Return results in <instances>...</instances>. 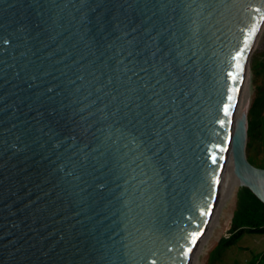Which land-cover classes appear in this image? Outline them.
<instances>
[{
	"label": "water",
	"instance_id": "95a60500",
	"mask_svg": "<svg viewBox=\"0 0 264 264\" xmlns=\"http://www.w3.org/2000/svg\"><path fill=\"white\" fill-rule=\"evenodd\" d=\"M263 29L264 0H0V264H192L230 159L264 202Z\"/></svg>",
	"mask_w": 264,
	"mask_h": 264
},
{
	"label": "rangeland",
	"instance_id": "374dc122",
	"mask_svg": "<svg viewBox=\"0 0 264 264\" xmlns=\"http://www.w3.org/2000/svg\"><path fill=\"white\" fill-rule=\"evenodd\" d=\"M241 107L248 120L247 157L264 168V29L253 50L245 77ZM229 183V184H228ZM241 184L227 182L226 192L192 264H263L264 234L243 232L234 243L219 245L230 238L231 223L238 203Z\"/></svg>",
	"mask_w": 264,
	"mask_h": 264
},
{
	"label": "trees",
	"instance_id": "16d2710c",
	"mask_svg": "<svg viewBox=\"0 0 264 264\" xmlns=\"http://www.w3.org/2000/svg\"><path fill=\"white\" fill-rule=\"evenodd\" d=\"M230 232L232 237L221 238L219 245L234 243V239L243 232L264 234V202L246 186H241L238 190V203Z\"/></svg>",
	"mask_w": 264,
	"mask_h": 264
},
{
	"label": "bare ground",
	"instance_id": "6f19581e",
	"mask_svg": "<svg viewBox=\"0 0 264 264\" xmlns=\"http://www.w3.org/2000/svg\"><path fill=\"white\" fill-rule=\"evenodd\" d=\"M243 111H242V107H240V110H239V117H241L242 115H243ZM227 182H230V184H231V186L232 185H236V184H238L239 183V181H238V179H237V177L235 176V174H234V171H233V164H232V161H231V159H230V166H229V173H228V176H227V179H226V182H225V185L227 184ZM229 184V183H228ZM225 185H224V188H223V191L224 192H226V190H225ZM224 197V195H223V193L221 194V198H220V201H219V205L218 206H220V203H221V201H222V198ZM218 208L219 207H217V210H218ZM216 210V211H217ZM216 214V213H215ZM216 216V215H215ZM214 216V217H215ZM213 221H214V218H213ZM213 221L211 222V225H212V223H213ZM210 225V226H211ZM208 232V231H207ZM206 235V234H205ZM204 240V239H203ZM202 240V241H203ZM202 241H201V243H202ZM201 243H200V245H201ZM199 245V246H200ZM199 248V247H198Z\"/></svg>",
	"mask_w": 264,
	"mask_h": 264
},
{
	"label": "snow or ice",
	"instance_id": "6c2138e0",
	"mask_svg": "<svg viewBox=\"0 0 264 264\" xmlns=\"http://www.w3.org/2000/svg\"><path fill=\"white\" fill-rule=\"evenodd\" d=\"M256 11L259 12V9L257 8ZM254 30H255V29H253V31H254ZM245 39H247V37H246ZM5 43H8V41H5ZM242 54H243V52H242V50H241L240 52H238V53L236 54V58H239ZM236 67L239 68L240 65L237 64ZM231 75H233V77H235V74H231ZM229 98L231 99V97H229ZM230 107H231L230 105H225L224 111H225L226 114L228 113ZM219 123L223 124L224 121L221 120V121H219ZM133 163H135V161H133ZM199 235H200V233H197V232H194V233L191 234V243H192V244L195 243V241H196V239L198 238ZM189 252H191V247H186L185 250H184V252L182 253V255H185V254H187V253H189Z\"/></svg>",
	"mask_w": 264,
	"mask_h": 264
}]
</instances>
